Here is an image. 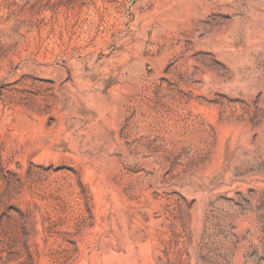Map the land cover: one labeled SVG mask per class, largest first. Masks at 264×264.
I'll return each instance as SVG.
<instances>
[{
    "label": "rangeland",
    "instance_id": "374dc122",
    "mask_svg": "<svg viewBox=\"0 0 264 264\" xmlns=\"http://www.w3.org/2000/svg\"><path fill=\"white\" fill-rule=\"evenodd\" d=\"M0 264H264V0H0Z\"/></svg>",
    "mask_w": 264,
    "mask_h": 264
}]
</instances>
